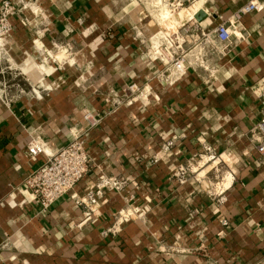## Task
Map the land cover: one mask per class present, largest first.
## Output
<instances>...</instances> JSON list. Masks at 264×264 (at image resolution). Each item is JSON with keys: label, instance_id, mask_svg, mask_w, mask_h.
I'll return each mask as SVG.
<instances>
[{"label": "crops", "instance_id": "0c3cea01", "mask_svg": "<svg viewBox=\"0 0 264 264\" xmlns=\"http://www.w3.org/2000/svg\"><path fill=\"white\" fill-rule=\"evenodd\" d=\"M245 1L194 0L166 23L182 36L188 62L169 82L168 66L145 53L166 28L143 0H12L23 4L6 41L14 60L31 53L36 30L45 48L75 50L42 78L40 98L0 101V264H260L264 154L250 128L264 85V8L242 14V38L225 47L212 32ZM83 111L98 123L86 125ZM77 129L90 165L43 210L23 185L45 160L29 147L53 152ZM204 146L231 161V179L218 192L191 176ZM178 166L190 170L182 184ZM100 174L125 185L103 189L84 219L87 208L74 199ZM125 207L140 216L114 222Z\"/></svg>", "mask_w": 264, "mask_h": 264}, {"label": "built area", "instance_id": "2783aa9c", "mask_svg": "<svg viewBox=\"0 0 264 264\" xmlns=\"http://www.w3.org/2000/svg\"><path fill=\"white\" fill-rule=\"evenodd\" d=\"M154 1H157L156 4L160 7H166L170 12H173L178 7H183L182 4L191 5L194 0ZM21 7H23V4L17 6L12 0H0V38L8 37L11 34L13 25L10 18L14 14H19ZM263 8L264 0H246L231 16L233 21L227 19L226 22L220 21L216 24L212 32L221 47H225L232 36L235 38H242V34L239 33L242 26L238 23L242 14L250 11L256 12ZM18 18L20 24H27L24 18ZM239 29L240 31H238ZM39 35L38 30L34 31V36L30 42L32 51L31 53L24 54L23 59L26 58L29 61L32 68L40 74V78L35 82L27 78L30 82L28 84V89L15 83V92L13 94H6L0 89V101L2 103H9L14 96L20 99L26 93H29L30 97L33 99L40 98V92L44 88L42 78L60 68L61 61L53 58L48 52L62 50V45L53 42L51 48H45L39 39ZM182 42L183 38L177 31L171 32L166 28L157 31L153 35L151 45L145 52L150 60H156L168 66L169 70L167 77L169 82L179 79L185 73V66L188 64L185 60L186 52H184L181 47ZM5 45V40L0 43V51L4 52V54H6ZM64 46H66V44ZM6 61L8 62L9 60L6 59ZM33 61L36 62L40 68L34 67ZM9 63V65L5 66L6 69L16 71V74L22 71L19 66L14 65L12 62ZM0 73H2V69H0ZM22 74L25 75L24 73ZM128 88L133 91L135 89V84L129 85ZM257 98L259 102V118L250 128V137L252 139L255 136L261 138L258 144H256V150L260 154H264V85L260 88ZM81 117L88 126H93L99 121V117L93 116L87 111H83ZM204 150L209 154L207 155L208 157L211 158L215 156V154L210 151V147L204 146ZM29 151L32 154L43 152L45 155L43 163L32 170L23 180L24 187L43 210L56 198L71 190L75 184L82 179L91 162V158L85 149L82 130L79 129L71 134V139L66 145L53 152L45 153L42 147L35 144L29 147ZM198 156L201 155L198 154ZM187 172H190V170L184 166H178L176 168L173 175L179 184L185 181ZM193 179L197 180L194 177ZM124 185V179L100 174L97 180L92 185L88 186L87 191L83 195L76 197L74 202L76 204L82 203L86 206L87 211L84 213V219H87L93 212V208L97 206V198L101 195L103 189L118 192L123 189ZM135 214L140 216L141 211H138L135 207H131L130 209L127 207L121 208L113 215V221L116 222L122 218L127 220ZM222 222H224V220ZM260 264H264V259Z\"/></svg>", "mask_w": 264, "mask_h": 264}, {"label": "rangeland", "instance_id": "374dc122", "mask_svg": "<svg viewBox=\"0 0 264 264\" xmlns=\"http://www.w3.org/2000/svg\"><path fill=\"white\" fill-rule=\"evenodd\" d=\"M146 5V8L148 7L149 11L155 16V18L158 20L159 26H161L162 28H168L167 26V22L171 21L173 19V17L177 14L178 11H180V9H182L184 7H178L177 9H175L173 12H170L166 7H160L159 5H156L157 1L154 0H143ZM155 3V4H154ZM166 10V11H165ZM163 12H167L168 13V19L166 18L165 20L162 19L161 15ZM159 14V16H158ZM170 14V15H169ZM159 17H161V20L159 19ZM171 26V25H170ZM173 27V26H172ZM95 29V27H93V30ZM174 30V29H173ZM89 31H92V27L89 29ZM160 31V30H158ZM177 31V30H176ZM86 33V31H85ZM8 41V37H5ZM72 44V43H71ZM65 44L62 43V47L61 49L64 50L63 52L68 56V59H71V52L74 51L75 49L70 46V44H66V46H64ZM6 48V54H4V52L0 51V69H2V73H0V89L3 90L4 93L6 94H12L14 93V88H15V83H18L21 87L23 88H28V84L30 83L29 80H27V78H29L30 80L32 79L30 76V73L34 74V70H30L29 72H27V69L29 70V68H32V66L30 65L29 61L25 58L23 59L20 58L19 60H14L12 58V56L10 55V51L11 49ZM51 52V51H50ZM55 52V50H54ZM51 52V55L53 57V53ZM6 59H8L9 61L7 62ZM12 62L14 65L19 66L22 70L20 71L19 74H16V71L13 70H9L6 69L5 66L9 65ZM66 61V59L61 61V65ZM34 67H37L38 64L36 62L33 61ZM24 73L25 75H23L22 73ZM27 76V77H26ZM33 80V79H32ZM36 81V80H33ZM200 155H205V157L201 156H196L194 163L193 164H197L198 161L200 163H198V170L194 171L193 173L191 171V176L195 177L197 179V181H202L203 184H207L209 185V188H213L210 189V192H218L220 190H222L223 188V183H224V177L227 173V170L229 169V165L231 163L230 160H227L226 157H223L222 159L219 158L216 154L213 157H208L206 155H209L207 153H200ZM226 159V160H225ZM230 161V162H229ZM191 167V166H190ZM206 171H200L201 169H204ZM192 170V169H191ZM200 171L199 174H197ZM223 180V181H222ZM221 183L220 185H217V183ZM221 188V189H220Z\"/></svg>", "mask_w": 264, "mask_h": 264}, {"label": "bare ground", "instance_id": "6f19581e", "mask_svg": "<svg viewBox=\"0 0 264 264\" xmlns=\"http://www.w3.org/2000/svg\"><path fill=\"white\" fill-rule=\"evenodd\" d=\"M155 4V3H154ZM157 5V4H156ZM166 11V10H165ZM170 15V14H169ZM161 17H162V19L163 20H165L166 18L168 19V13L167 12H163L162 13V15H161ZM170 18V17H169ZM6 38H0V43H2V41H4ZM7 40H5V42H6ZM51 52H53V51H51ZM51 52L49 51L48 53L51 55ZM52 56V55H51ZM53 58H55V59H57L58 61H62V60H64V59H68V56L62 51V50H57V51H55L54 53H53ZM37 68H40V66H37ZM30 70H34L35 71V69L34 68H29V70L27 69V72H29ZM30 76H31V78L33 79V80H37V79H39L40 78V74L38 73V72H34V74L33 73H30ZM31 79V80H32ZM32 80V82H35V81H33ZM201 158H202V156H201ZM230 179H231V175L227 172L226 173V175H225V177H224V183H223V188L225 187V186H227V184L229 183V181H230ZM221 189V188H220ZM124 215V214H123Z\"/></svg>", "mask_w": 264, "mask_h": 264}]
</instances>
